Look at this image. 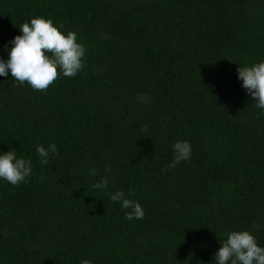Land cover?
<instances>
[{
    "label": "trees",
    "instance_id": "1",
    "mask_svg": "<svg viewBox=\"0 0 264 264\" xmlns=\"http://www.w3.org/2000/svg\"><path fill=\"white\" fill-rule=\"evenodd\" d=\"M35 17L85 64L46 91L0 76V154L33 168L0 179V264H214L242 230L264 247V110L237 72L264 62V0H0V59ZM176 141L191 158L162 171Z\"/></svg>",
    "mask_w": 264,
    "mask_h": 264
},
{
    "label": "clouds",
    "instance_id": "2",
    "mask_svg": "<svg viewBox=\"0 0 264 264\" xmlns=\"http://www.w3.org/2000/svg\"><path fill=\"white\" fill-rule=\"evenodd\" d=\"M21 35H17L10 42L12 47L8 59H0V76H8L19 82L27 83L36 91H46L61 76L74 77L85 64L86 48L77 40L74 31L64 34L54 25L51 19L44 17L32 18L30 23L25 22L20 27ZM238 79L242 86L254 98L256 107L264 110V62L252 66H239ZM147 133V126L142 127ZM174 158L162 171L175 168L181 161L191 158V145L188 141H176L172 145ZM40 164L47 165L51 155H57V145L51 143L45 148L38 145L36 149ZM33 168L31 161L17 158L16 150L0 154V179H4L16 186L31 176ZM90 175L96 174V169L90 170ZM109 180L105 177L93 185V189L106 190ZM132 190H129L131 195ZM113 202H121V207L128 210L126 219H143L145 213L137 201L126 198L125 193L116 191L110 194ZM81 264H90L85 259ZM214 264H264V247L257 244L255 236L247 230L232 231L222 247L215 253Z\"/></svg>",
    "mask_w": 264,
    "mask_h": 264
}]
</instances>
